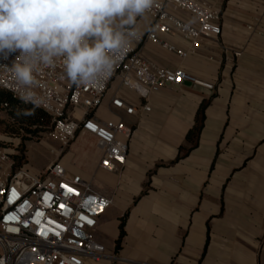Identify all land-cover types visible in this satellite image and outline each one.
Segmentation results:
<instances>
[{"label": "crops", "instance_id": "0c3cea01", "mask_svg": "<svg viewBox=\"0 0 264 264\" xmlns=\"http://www.w3.org/2000/svg\"><path fill=\"white\" fill-rule=\"evenodd\" d=\"M214 2L222 14L215 41H202L185 59L149 42L141 48L148 61L181 66L212 90L166 86L149 95L145 111L134 92L118 89L135 106L126 115L109 105L113 82L96 115L133 132L125 164L112 172L99 169L95 147L76 136L92 147L76 172L110 200L95 239L127 262L264 264V0ZM165 39L188 48L183 38ZM203 100L197 144L176 160Z\"/></svg>", "mask_w": 264, "mask_h": 264}, {"label": "built area", "instance_id": "2783aa9c", "mask_svg": "<svg viewBox=\"0 0 264 264\" xmlns=\"http://www.w3.org/2000/svg\"><path fill=\"white\" fill-rule=\"evenodd\" d=\"M143 20L142 38L130 44L113 76L100 88L73 85L60 59L35 73L38 84L33 90L43 100L39 108L50 118L47 135L61 148L77 135L92 137L99 153L97 167L108 172L125 164L127 142L133 132L120 119L102 120L96 115L113 82L117 85L109 105L126 115L133 114L135 106L118 89L134 92L145 111L149 110V95L166 86L186 82L213 89L212 83L194 77L181 66L167 68L148 61L141 48L149 42L185 59L202 41H215L221 33L222 14L214 0H157L143 19L138 18V22ZM165 36L183 38L188 48L176 46ZM18 55L0 59V90L17 99L10 67ZM127 80L146 88L147 93L141 94ZM10 142L11 138L0 139V264H139L127 262L115 252L107 253L95 239L97 220L110 200L81 173L66 170L59 158L61 148L51 150L56 157L37 171L25 161L18 164V141Z\"/></svg>", "mask_w": 264, "mask_h": 264}, {"label": "clouds", "instance_id": "9594fccd", "mask_svg": "<svg viewBox=\"0 0 264 264\" xmlns=\"http://www.w3.org/2000/svg\"><path fill=\"white\" fill-rule=\"evenodd\" d=\"M157 0H0V59L11 62L18 98L33 106L43 100L33 90L42 66L63 62L76 86L100 88L134 40L142 38L143 19ZM141 94L147 89L127 80Z\"/></svg>", "mask_w": 264, "mask_h": 264}, {"label": "trees", "instance_id": "16d2710c", "mask_svg": "<svg viewBox=\"0 0 264 264\" xmlns=\"http://www.w3.org/2000/svg\"><path fill=\"white\" fill-rule=\"evenodd\" d=\"M3 103L5 106H2ZM208 103L209 100H203L196 109L193 124L185 135V141L189 143V146L179 148L176 160L186 155L197 144L203 125L204 110ZM32 108L31 104L23 103L9 91L0 90V132L8 135H20V132L23 131L26 135H34L39 131H47L50 118L42 109L36 108L33 115H18V111H31ZM23 161L24 156L19 154L17 156L18 164ZM122 234L123 231L120 227V235L115 243L116 249L119 247Z\"/></svg>", "mask_w": 264, "mask_h": 264}, {"label": "rangeland", "instance_id": "374dc122", "mask_svg": "<svg viewBox=\"0 0 264 264\" xmlns=\"http://www.w3.org/2000/svg\"><path fill=\"white\" fill-rule=\"evenodd\" d=\"M20 133V135H8L0 132V139L11 138L10 144H16L18 141V155L24 156V161L30 169L37 171L43 169L56 157L51 150L59 151L61 148L57 140L47 135V131H39L34 135H26L23 131ZM82 137L91 142L94 147V139L92 137L87 135H82ZM61 150L59 155V158H61L60 162L68 172L74 173L81 169L79 166L81 159L92 151V147L83 141L82 138L75 137L66 146H62ZM85 179L89 180L86 177Z\"/></svg>", "mask_w": 264, "mask_h": 264}]
</instances>
